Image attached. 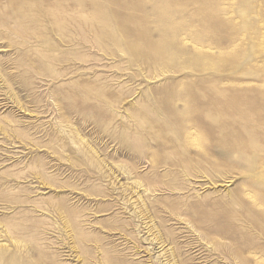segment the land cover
Wrapping results in <instances>:
<instances>
[{"label": "rangeland", "instance_id": "obj_1", "mask_svg": "<svg viewBox=\"0 0 264 264\" xmlns=\"http://www.w3.org/2000/svg\"><path fill=\"white\" fill-rule=\"evenodd\" d=\"M0 264H264V0H0Z\"/></svg>", "mask_w": 264, "mask_h": 264}]
</instances>
